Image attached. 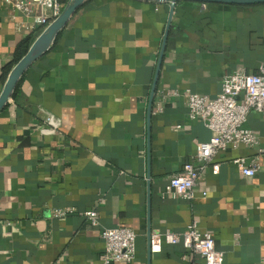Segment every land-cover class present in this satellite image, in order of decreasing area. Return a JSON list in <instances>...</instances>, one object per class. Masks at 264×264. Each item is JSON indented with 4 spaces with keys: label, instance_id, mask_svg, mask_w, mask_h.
<instances>
[{
    "label": "crops",
    "instance_id": "0c3cea01",
    "mask_svg": "<svg viewBox=\"0 0 264 264\" xmlns=\"http://www.w3.org/2000/svg\"><path fill=\"white\" fill-rule=\"evenodd\" d=\"M169 10L168 2L87 0L24 74L0 111V264H195L200 256L182 243L149 249L150 232L182 235L195 222L214 235L225 264H264L259 113L246 125L260 135L262 151L229 147L203 169L192 199L164 193L186 162L202 165L194 153L212 136L204 120L190 118L186 97L173 92L215 98L225 75L259 72L264 5L177 4L149 130ZM44 30L0 0V95L4 69ZM49 115L59 126L46 122ZM257 153L261 170L244 175L235 159ZM113 227L137 232L135 261L106 262L102 233Z\"/></svg>",
    "mask_w": 264,
    "mask_h": 264
},
{
    "label": "built area",
    "instance_id": "2783aa9c",
    "mask_svg": "<svg viewBox=\"0 0 264 264\" xmlns=\"http://www.w3.org/2000/svg\"><path fill=\"white\" fill-rule=\"evenodd\" d=\"M5 1L27 17H34L35 22L44 25L45 29L55 22L65 9L62 0ZM71 1L68 0V3ZM35 11L40 12L39 15H36ZM173 95L186 97L190 118L204 120L212 131L211 138L200 142L194 153V158L202 165H196L193 161L186 162L182 170L169 179L164 189L165 194H171L175 198L192 199L195 195V187L203 177V169L212 163L218 152L229 147L237 148L240 145H247L257 149L258 152L262 151L260 135L246 124L252 112L259 113L264 121V66L257 73L240 70L225 75L222 80V91L215 98L191 89H187L184 93L175 91ZM46 122L56 127L60 124L53 115H49ZM234 162L247 176H255L261 170L258 153L251 159L240 157ZM212 169L214 173H219L220 165L214 164ZM59 213L62 214L63 211ZM87 215L95 224L97 223L96 211H88ZM102 234L106 242L107 263L135 261L138 256V234L134 229L106 228ZM164 243H182L187 249L197 253L201 260L195 264H225V253L217 248L214 235L200 230L196 222L191 223L182 235L172 231L151 234L153 253L161 252Z\"/></svg>",
    "mask_w": 264,
    "mask_h": 264
},
{
    "label": "water",
    "instance_id": "95a60500",
    "mask_svg": "<svg viewBox=\"0 0 264 264\" xmlns=\"http://www.w3.org/2000/svg\"><path fill=\"white\" fill-rule=\"evenodd\" d=\"M86 1L87 0H72L71 2H69L67 7L64 9L62 15L41 33V35L36 39V41L30 47L27 54L15 65V67L12 69L11 73L9 74V77L6 82V86L0 95V111L3 110L12 100L16 87L24 77V74L26 73L28 68L37 58L44 55L48 50H50V48L54 45V42L57 39V37L66 28L71 17L79 10L80 7L83 6V4ZM145 1L168 2L170 4V10L168 14L164 38L160 50V55L156 68V74L154 77L152 90L150 94V100H149L148 120H149V130H150V123L153 114L154 102L158 90L160 74L168 47V40L173 26V19L176 12L177 4L180 2H188L195 4L199 3L203 5V8L207 7L208 4L210 3L238 5V6H255V5H264V0H145ZM40 46H41L40 51L36 52ZM150 139H151V135L149 134V143L151 142ZM151 234L152 233L150 232L149 249L152 252Z\"/></svg>",
    "mask_w": 264,
    "mask_h": 264
},
{
    "label": "trees",
    "instance_id": "16d2710c",
    "mask_svg": "<svg viewBox=\"0 0 264 264\" xmlns=\"http://www.w3.org/2000/svg\"><path fill=\"white\" fill-rule=\"evenodd\" d=\"M68 0H62V2H67ZM181 3H184V2H181ZM185 3H188V2H185ZM198 5H200L199 3H197ZM217 5H225V6H230L228 4H217V3H210L208 4L209 7H212V6H217ZM232 6H236V7H241V8H251V7H261L263 5H255V6H238V5H232ZM62 34H60L56 41L58 40V38L61 36ZM33 42V39H29L25 42H23L19 48V55L17 56V59L14 63L10 64L9 66H7L5 69H4V72H3V76H2V83H5L9 77V74L11 73V70L13 68V66L19 61L21 60V58L27 54V51L29 49V46L31 45V43ZM22 84V83H21ZM20 82L19 84L17 85L16 87V90H15V93H14V98H16L17 96V93H18V90L20 89V86H21Z\"/></svg>",
    "mask_w": 264,
    "mask_h": 264
},
{
    "label": "bare ground",
    "instance_id": "6f19581e",
    "mask_svg": "<svg viewBox=\"0 0 264 264\" xmlns=\"http://www.w3.org/2000/svg\"><path fill=\"white\" fill-rule=\"evenodd\" d=\"M40 48H41V46L37 49V51L36 52H38V51H40Z\"/></svg>",
    "mask_w": 264,
    "mask_h": 264
}]
</instances>
